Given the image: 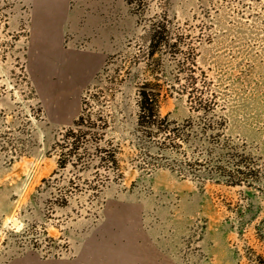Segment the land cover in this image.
I'll list each match as a JSON object with an SVG mask.
<instances>
[{
	"label": "rangeland",
	"instance_id": "rangeland-1",
	"mask_svg": "<svg viewBox=\"0 0 264 264\" xmlns=\"http://www.w3.org/2000/svg\"><path fill=\"white\" fill-rule=\"evenodd\" d=\"M73 4L100 18L107 37L96 41L110 48L96 69L80 74L73 56L77 69L67 80L48 76L40 87L24 69L27 1L0 4V264L93 256L100 246L108 249L98 254L109 255L112 245L119 251L144 245L172 264H264V0ZM156 26L169 42L150 58ZM72 39L66 47L95 52L89 36ZM61 58L69 57L64 52ZM146 81L161 93L164 131L153 134L138 124L139 88ZM89 88L86 108L98 128L109 121L106 137L118 149L115 173L104 162L59 170L56 144L80 116ZM200 101L218 104L206 112L196 108ZM222 118L220 139L204 127ZM169 125L186 141L167 137ZM218 141L233 149L246 145L252 180L229 183L228 175L237 181L239 174L233 160L221 165L218 152L209 150ZM101 145L108 147L106 138ZM71 178L105 184L100 210H90L97 198L91 189L65 196L48 185Z\"/></svg>",
	"mask_w": 264,
	"mask_h": 264
},
{
	"label": "crops",
	"instance_id": "crops-1",
	"mask_svg": "<svg viewBox=\"0 0 264 264\" xmlns=\"http://www.w3.org/2000/svg\"><path fill=\"white\" fill-rule=\"evenodd\" d=\"M29 7V26L27 42V73L36 82L37 85L43 78L60 75L64 80L70 77L71 70L74 67L75 60L71 57H77L78 71L81 74L88 68L96 69L102 58V53L106 48V43H98L96 40H103L107 37V30L98 16L87 15V10L82 5L76 6L73 0H25ZM77 35L81 38L90 37L93 43L90 45L94 49L93 59L89 60L92 54L87 51L75 48L72 45L66 47L67 38L74 41ZM109 45V44H108ZM74 47V48H73ZM66 52L69 58L63 60ZM67 64V69H64ZM77 72V71H76ZM77 79L83 80L79 76ZM112 251L117 253L119 249L111 246ZM107 247L100 246L95 250L93 256H77L71 259H59L53 261H43L42 264H172L164 257L150 255L144 245H123L120 248L119 256L116 254L101 255ZM141 252V254H139ZM31 260H41L34 257H27V264H38Z\"/></svg>",
	"mask_w": 264,
	"mask_h": 264
},
{
	"label": "trees",
	"instance_id": "trees-1",
	"mask_svg": "<svg viewBox=\"0 0 264 264\" xmlns=\"http://www.w3.org/2000/svg\"><path fill=\"white\" fill-rule=\"evenodd\" d=\"M0 4H6V0H0ZM162 33L163 31L161 30V28H158V26L153 28L150 39L151 49L147 54L148 57L154 58L157 53V47H159L163 43L169 42V39L167 38L168 36L163 38ZM106 67L103 69L102 73L106 72ZM24 69L26 71V66H24ZM158 72V70H155V73ZM195 88L196 87H194V89ZM160 95L161 93L159 90V86L151 83L150 81L144 82L139 88L138 124L144 132L153 134L155 128H157L158 130L162 129L161 126L163 119H161L159 113ZM89 98H92V88L87 89L82 99V111L80 116L74 121L73 126L65 130L64 134L62 135V138L56 144L59 156V170H77L78 168L79 170H82L86 169L87 167H95L94 164L96 162H104L107 166V169H109V172L115 173L119 170L118 149L115 142L106 137V131L109 128V121L104 120V125L98 128V119H94L91 112H88L89 109L86 108L88 105L87 102H89ZM217 104V101H200L196 103V108L209 112V109H211L213 106H217ZM213 109H215V107H213ZM222 109L224 110L225 107ZM225 122L226 119L222 118L220 124L215 126L214 122L208 123L205 124L204 129L206 131L210 130V134H215L214 132L216 130L217 133L215 134V137L221 139V135L224 134V130L226 128ZM170 126L171 125H169L167 129H165L167 137L173 138V140H175V138H180V140H183V142L186 141L182 139L180 135L177 134L178 130L175 127ZM98 130H102V133L100 134ZM105 138L107 139L108 147H104L101 145V142ZM236 146V149H233L230 147L229 144L220 143L218 141L217 143H214L213 147L209 150L218 152L219 155L217 156V161L221 165L226 166V163L229 162V159L233 160V166H236L239 177L236 181L235 179L232 180V177L228 175L231 179L229 183L233 185H242L243 183L252 180L253 175L251 172L245 171V168L248 166L249 162V153L246 151V145L242 143L241 147L243 149L241 150L238 148V145ZM230 151L234 153H230ZM235 151H237V153H235ZM217 168L223 171L221 166H218ZM58 172H56L55 174H58ZM111 179L112 177L110 175L107 181H110ZM48 181L49 187L55 188L56 190L60 191L62 195L65 196L68 195V192H70V190L71 192L79 191L85 193L88 189H91L94 192L93 194H95L94 197L97 198L95 199L96 203L92 205L90 210L96 208L98 211L101 209V205H103L102 198L105 184L92 185L89 183H83L80 180L72 178L69 181H52L51 179H49ZM65 202H67V200H65ZM261 258V260H263L262 262L264 263V258Z\"/></svg>",
	"mask_w": 264,
	"mask_h": 264
},
{
	"label": "bare ground",
	"instance_id": "bare-ground-1",
	"mask_svg": "<svg viewBox=\"0 0 264 264\" xmlns=\"http://www.w3.org/2000/svg\"><path fill=\"white\" fill-rule=\"evenodd\" d=\"M39 84V83H38ZM39 87H40V85H38ZM60 103V110L63 112V110L66 108V103L65 102H63V101H61V102H59ZM58 106V105H57ZM49 112H51V109L49 108ZM65 112V111H64ZM71 117V114H70V116L65 120V121H68L69 120V118Z\"/></svg>",
	"mask_w": 264,
	"mask_h": 264
}]
</instances>
